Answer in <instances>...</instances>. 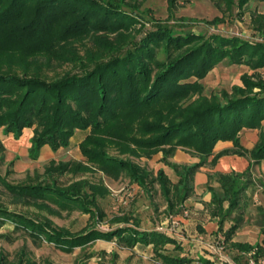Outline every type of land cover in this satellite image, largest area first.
I'll return each instance as SVG.
<instances>
[{"label":"trees","instance_id":"1","mask_svg":"<svg viewBox=\"0 0 264 264\" xmlns=\"http://www.w3.org/2000/svg\"><path fill=\"white\" fill-rule=\"evenodd\" d=\"M136 1L0 0L2 133L18 138L25 128L33 127L29 153L35 158L44 145L54 150L66 147L76 129L90 130L79 144L83 163H51L41 180L38 175H28L20 183H11L0 176V184L13 204L35 205L52 213L77 209L100 221L106 215L98 202L109 189L102 182L85 179L61 185L57 177L72 167L100 171L113 179L125 175L141 187L156 182L167 213L175 215L183 213L184 202L193 191L194 174L208 157L214 166L223 155H238L248 160L243 171L207 174L209 216L217 219L216 232L224 233L225 246L230 245L239 255L255 249L256 255L264 256V224L260 225V241H232L242 220L239 214H232L245 206L243 193L254 182L252 166L264 160V75L256 71L243 74L242 85L233 86L231 94L224 93L223 98L205 95L202 83L222 60L254 70L264 67V42L176 31L156 21L154 29L137 38L145 13ZM214 1L223 3L229 12L249 2ZM168 2L174 6L176 0ZM222 20L215 16L203 22L217 26ZM253 21L263 36L264 13ZM76 43L83 46L82 53ZM65 64L79 72H59ZM243 129L259 130L251 149L241 143ZM218 141H231L233 146L214 153ZM177 148L200 160L191 165L171 162L168 158ZM4 151L0 138V155ZM157 152L162 153L161 162L178 176L176 182L162 168L152 174L129 158H150ZM230 218L232 224L223 230ZM107 221L116 226L109 230L88 226L73 233L53 227L49 220L39 222L11 210L0 201V226L11 222L33 239L50 242L67 253L105 240L127 248L151 244L162 264H213L206 256H188L183 241L175 236L140 228L132 214L114 215ZM200 231L204 233L202 228ZM168 245H172L171 251ZM17 264L35 263L23 255Z\"/></svg>","mask_w":264,"mask_h":264},{"label":"rangeland","instance_id":"2","mask_svg":"<svg viewBox=\"0 0 264 264\" xmlns=\"http://www.w3.org/2000/svg\"><path fill=\"white\" fill-rule=\"evenodd\" d=\"M136 3L139 4V9L144 10L145 13V16L141 17L143 22L141 28L143 29L137 38L142 37L145 31L154 29L156 21L176 31L198 32L205 35L215 33L227 37L236 36L245 40L264 42V35L257 33L253 21L257 14L264 13V0H249L245 6H235L230 12L225 9L223 3L219 5L214 0H176L174 6H170L168 0H138ZM125 9H128V7H125ZM215 16L223 18L217 26L203 22V20H210ZM76 47L79 48L80 53L83 52L81 44L76 43ZM58 70L59 72L68 70L79 72V69L71 64H65L59 67ZM255 71L264 75V67L254 70L244 64H229L226 60H222L202 80L203 93L205 95L214 93L223 98L224 93L231 94L233 86L242 85L241 76L243 74L250 75ZM262 123L264 128V121ZM89 131V128L76 129L70 137L68 146L54 150L48 145H44L41 147L38 156L33 158L29 153L33 127L25 128L18 138H15L11 133L3 134L0 128V137L5 145L4 153L0 155V176L6 177L11 183H20L28 175H38L41 180L44 178L45 168L51 163L55 165L70 163V166H73V163L76 162L83 163L85 158L81 153L79 144ZM258 132V129H243L240 132L241 143L247 149H251L258 141ZM221 142L219 151L230 149L233 146L231 141ZM111 152L119 157H125L118 155L117 150H111ZM161 156L162 153L157 152L150 158H129L152 174L162 168L169 179L176 182L178 176L173 169L161 162ZM168 159L181 165H191L200 160L198 156L191 155L181 148H177L174 155ZM209 160L210 157L206 159L202 169L198 170L207 174L213 172L214 166L209 163ZM72 169L74 168L72 167L69 171L57 177L58 184L65 185L72 181L85 179L93 183L102 182L109 189L110 193L105 198L99 199L98 202L99 208L106 215L104 219L100 221L91 220L88 213L77 209L72 211L58 210L52 213L35 205L13 204L1 184L0 201L11 210L21 212L39 222L49 220L53 227L65 228L73 233L88 226H95L100 230H109L111 226H116V224L111 225L107 221L109 218L114 215L132 214L134 218L139 220L140 228L165 231L182 240L188 256L198 258L208 255L216 258V262H219L215 237L218 234L221 235V233L216 232L218 228L217 219L209 216V201L203 199L209 198L205 185H197L194 177L192 181L193 191L184 202L187 211V215L184 216L183 213L175 215L167 213L165 199L161 195L159 185L156 182L141 187L130 181L125 175L113 179L100 171ZM251 169L254 182L243 193L242 204H245V206H242L232 216L239 214L242 218L236 231L238 236L240 234L244 239L245 236L249 235V239L253 240L255 236L260 235L258 233L260 225L264 224V215H261L264 212V160L254 164ZM8 170H10L9 175H7ZM214 185L217 186V183H214ZM52 206L55 209L57 208L56 205ZM196 214L204 218L209 216L210 221L216 222V228L208 235H206L207 230L203 228L206 232L205 235L204 233L201 234L203 237L186 232L182 226L181 218ZM232 222L231 218L226 220L223 229H227ZM216 233L217 235H215ZM1 234L8 235L13 239L10 241L5 236L0 237V260L2 264H17L18 259L23 255L35 264H162L154 256L151 249L139 245H136L135 248H127L118 245L115 241L96 240L91 245L83 248L76 247L67 253L50 242L33 239L21 228H14V224L11 222H6L0 226ZM226 245L223 255L235 264L245 263L246 258L244 255H239L234 248L228 244ZM168 248L171 251L172 245H168ZM102 251L104 253H101ZM91 254L93 256L88 257Z\"/></svg>","mask_w":264,"mask_h":264},{"label":"crops","instance_id":"3","mask_svg":"<svg viewBox=\"0 0 264 264\" xmlns=\"http://www.w3.org/2000/svg\"><path fill=\"white\" fill-rule=\"evenodd\" d=\"M1 138V137H0ZM221 141H218L215 144V149L213 150L214 153L219 152V147L221 145ZM217 149V151H216ZM211 158V156H210ZM248 165V160L245 157L237 156V155H223L218 159L216 164L214 165L213 172H221V173H228L231 171L240 172L243 171ZM202 169V166L199 168ZM252 170V169H251ZM252 172V171H251ZM194 180L197 185H205L207 182V173L203 172L201 170H197L194 174ZM206 197V196H205ZM207 202L210 200V194L209 198H203ZM181 221L183 222L182 226L184 227V230L188 233H193L194 235H201L203 234L202 231H200V228H205L207 230V234L204 230V235H208L209 232H211L213 229L216 228V222H212L209 220V216L207 218L202 217L201 215H190L188 217L181 218ZM238 229V228H237ZM225 230V229H223ZM237 231V230H236ZM235 231L232 241H238V242H248L250 244H253L257 241H260L263 237V235L260 233V230L257 236L253 240L249 239V235L245 236L243 239L242 236H238V233ZM165 232V231H164ZM167 233V232H165ZM222 235L224 233L220 232ZM224 236V235H223ZM244 237V236H243ZM136 245L142 246L144 248H149L152 251L151 244L144 245L142 243H137ZM133 246L132 248H135L137 246Z\"/></svg>","mask_w":264,"mask_h":264},{"label":"built area","instance_id":"4","mask_svg":"<svg viewBox=\"0 0 264 264\" xmlns=\"http://www.w3.org/2000/svg\"><path fill=\"white\" fill-rule=\"evenodd\" d=\"M183 215H187V211L186 209L183 211ZM175 223V222H174ZM177 224V223H175ZM199 237H203V235H200ZM215 245L217 246V249L216 251H218L219 253V262H216V258H212L211 256H208L206 255V257H208L212 262L213 264H235L233 262H231L225 255H223V252H224V247H225V243H224V236L221 234L218 236L215 237ZM256 250L255 249H252L250 250L246 255H245V258H246V261L245 263H242V264H264V256L262 255H256ZM187 264V263H185Z\"/></svg>","mask_w":264,"mask_h":264}]
</instances>
